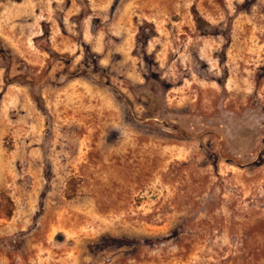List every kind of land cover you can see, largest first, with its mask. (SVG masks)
<instances>
[{"label":"rangeland","instance_id":"374dc122","mask_svg":"<svg viewBox=\"0 0 264 264\" xmlns=\"http://www.w3.org/2000/svg\"><path fill=\"white\" fill-rule=\"evenodd\" d=\"M0 264H264V0H0Z\"/></svg>","mask_w":264,"mask_h":264}]
</instances>
